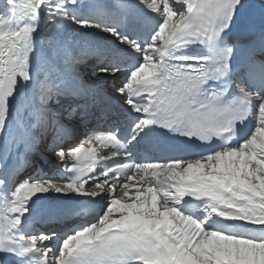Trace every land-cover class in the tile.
<instances>
[{
	"label": "snow or ice",
	"instance_id": "6c2138e0",
	"mask_svg": "<svg viewBox=\"0 0 264 264\" xmlns=\"http://www.w3.org/2000/svg\"><path fill=\"white\" fill-rule=\"evenodd\" d=\"M253 7L3 0L0 264H264V33L238 28Z\"/></svg>",
	"mask_w": 264,
	"mask_h": 264
},
{
	"label": "bare ground",
	"instance_id": "6f19581e",
	"mask_svg": "<svg viewBox=\"0 0 264 264\" xmlns=\"http://www.w3.org/2000/svg\"><path fill=\"white\" fill-rule=\"evenodd\" d=\"M109 2H111V3H118L119 0H109ZM2 4H3V0H0V5H2ZM110 82L111 81H108L107 78H103L102 77L101 80H100V86L101 87H105ZM117 110L118 109H116L115 111H117ZM121 118H123V117H121ZM109 124H110V121H108L105 118L104 114L101 113V114L97 115V117L92 121V123L89 125V127L86 129V131H90V130H100V131H103V130H106L107 129V127H108ZM82 134H83V132L81 130H79L78 135H82ZM73 140H75V137L73 138ZM93 148L96 151H102V148L99 145H93ZM49 156H50V154H47V155H44V156L40 157V159L43 160V162H44V159L47 158V157H49ZM49 159H50V157L48 158V161H49ZM43 167H44V171H46V172L49 171L48 162L46 160L44 162ZM27 174H32V170L31 169H28L27 170ZM56 178L59 179L60 176L58 175ZM86 187H87V185H86ZM97 199H99V198H97ZM102 206H103V203L100 205V207H102ZM76 215H81V216H83V218H81L79 220H75V218L72 219V217H71L63 225L57 226V230L63 232L67 228H70L73 224H79L81 222H84L86 219H90L91 218L89 215H87L86 213H83V212L78 213ZM76 215H74L73 217H75ZM40 222H41V220L39 218L37 220L33 221L32 222V226H33V224L37 223V225L36 226H33V228H43L44 230H47V228L50 227V225H47V224L46 225H41Z\"/></svg>",
	"mask_w": 264,
	"mask_h": 264
},
{
	"label": "rangeland",
	"instance_id": "374dc122",
	"mask_svg": "<svg viewBox=\"0 0 264 264\" xmlns=\"http://www.w3.org/2000/svg\"><path fill=\"white\" fill-rule=\"evenodd\" d=\"M83 133L86 132V130H84L83 128L80 129Z\"/></svg>",
	"mask_w": 264,
	"mask_h": 264
}]
</instances>
